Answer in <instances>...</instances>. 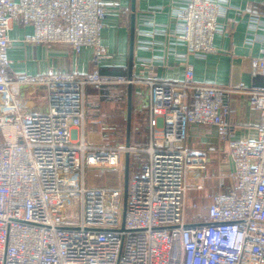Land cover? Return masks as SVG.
Listing matches in <instances>:
<instances>
[{"label":"built area","instance_id":"2783aa9c","mask_svg":"<svg viewBox=\"0 0 264 264\" xmlns=\"http://www.w3.org/2000/svg\"><path fill=\"white\" fill-rule=\"evenodd\" d=\"M108 8L104 0H0V264H264V87L238 88L260 115L252 141L231 139L228 90L197 83L188 65L181 82L149 83L147 148L88 143L79 132L87 88L130 83L101 72ZM227 9L228 0H185L174 10L186 55L215 51ZM14 23L33 28L26 43L92 49V71L12 73ZM252 75L264 76V57L252 61ZM35 86L47 90L46 112L30 111L37 100L23 88ZM193 125L218 127L234 188L195 203L201 214L188 221L189 191L203 189L208 165L188 146ZM127 152L147 159L129 179L125 209ZM90 167L115 169L120 184L89 186Z\"/></svg>","mask_w":264,"mask_h":264},{"label":"crops","instance_id":"0c3cea01","mask_svg":"<svg viewBox=\"0 0 264 264\" xmlns=\"http://www.w3.org/2000/svg\"><path fill=\"white\" fill-rule=\"evenodd\" d=\"M183 1L185 0H104L109 8L102 35L106 58L101 72L113 78H124L130 83L104 86L100 90L87 88L85 119L79 132L88 143L126 145L128 106L131 98V146L147 148L151 140L149 83L181 82L185 78L188 65L193 67L197 83L217 85L228 90L224 105L229 110L225 121L229 125L231 139L241 142L257 139L260 115L250 103L248 94L238 88L241 84H245L248 89L264 87V76L252 75V61L264 57V28L256 23L258 18L264 21V0H228L226 14L219 20L222 31L215 37V51L199 57L186 55V47L174 38L178 27L174 10ZM154 30L161 33L152 34ZM33 33L30 26L13 24L10 37L14 45L9 51L12 73H26L30 76L51 73L85 75L92 71V49H83L77 53L65 44L26 43V37ZM27 92L34 93L37 100V105L31 112L48 111L46 88H23V93ZM116 97L126 100V136L122 142L112 144L107 139L110 138L111 130H120L122 114L116 113L111 122L105 120L109 125L99 116L102 107L107 106V101ZM135 114L142 117L139 125L145 130L143 139L133 132ZM188 146L207 156L203 189L195 191H199L197 203L201 207L208 206L210 196L225 194L234 188V162L227 143L220 139L218 127L215 125L191 126ZM141 155L144 162L147 155ZM131 162L132 155L130 177L139 172L138 169V172L131 175ZM100 172L107 171L102 169ZM117 176L120 179L119 174Z\"/></svg>","mask_w":264,"mask_h":264},{"label":"rangeland","instance_id":"374dc122","mask_svg":"<svg viewBox=\"0 0 264 264\" xmlns=\"http://www.w3.org/2000/svg\"><path fill=\"white\" fill-rule=\"evenodd\" d=\"M108 104L107 106H103L102 109L100 110V116L99 118L103 117V120L111 122L112 118L114 116L116 117V113L121 112V123L119 127V131L113 132L111 130V135L110 138L107 139L112 144H117L120 141L122 142L125 139L126 136V100L122 98H112L107 101ZM141 116L139 114H135L133 116V132L137 136L139 134V137L143 139L145 130L139 125V121L141 120ZM102 119V118H101ZM105 121V122H106ZM107 124V122H106ZM109 125V123L107 124ZM111 126V125H110ZM108 130V129H107ZM113 132V134H112ZM141 154H137L132 156V162H131V175L138 172L139 165L142 164L144 157ZM102 168L98 167H90L86 169L85 172V177H86V182L89 186H104L107 187L108 185L111 186H118L119 185V180L118 178L113 179L111 176L108 177L112 172H115V169H106L107 172H100ZM119 174L118 172H116ZM108 175V176H106ZM116 180V181H115ZM199 196V191L195 190H190L189 195H188V200H187V220L190 221L193 219V217H198L199 214H201L200 209H195L194 204L197 203V199Z\"/></svg>","mask_w":264,"mask_h":264},{"label":"water","instance_id":"95a60500","mask_svg":"<svg viewBox=\"0 0 264 264\" xmlns=\"http://www.w3.org/2000/svg\"><path fill=\"white\" fill-rule=\"evenodd\" d=\"M133 40H134V31L132 35V52H133ZM131 88V86H130ZM131 125H132V101L131 98L129 99V106H128V126H127V140H126V146H131ZM130 161H131V155L129 152L126 154V163H125V173H124V198H125V209L127 205V197H128V186H129V179H130Z\"/></svg>","mask_w":264,"mask_h":264},{"label":"trees","instance_id":"16d2710c","mask_svg":"<svg viewBox=\"0 0 264 264\" xmlns=\"http://www.w3.org/2000/svg\"><path fill=\"white\" fill-rule=\"evenodd\" d=\"M106 176H108V175H106ZM112 177L113 179H116V178H118V176H117V173L116 172H112V174H110L108 177ZM117 180V179H116ZM115 180V181H116ZM111 185H108V187H110Z\"/></svg>","mask_w":264,"mask_h":264}]
</instances>
